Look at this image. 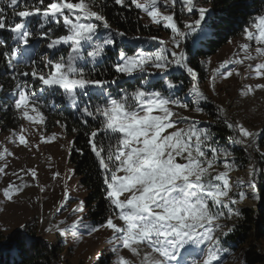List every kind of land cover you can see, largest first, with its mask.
Returning a JSON list of instances; mask_svg holds the SVG:
<instances>
[{"label":"snow or ice","instance_id":"1","mask_svg":"<svg viewBox=\"0 0 264 264\" xmlns=\"http://www.w3.org/2000/svg\"><path fill=\"white\" fill-rule=\"evenodd\" d=\"M112 3L146 14L144 28L162 27L169 37L127 38L109 23L108 0H0V32L10 38H0V58L13 84L12 103L3 110L11 107L14 121L26 122L9 130L8 142L31 154L41 144L65 140L69 157L75 152L91 158L104 207L100 220L86 218V200L71 194L75 168L51 171V191L59 185L61 194L47 196L49 184L39 179L37 167L8 171L9 158H20L3 144L0 176L15 179L0 187V199L16 203L27 189H37L41 223L40 201L53 200L46 231L79 241L106 230L113 264H221L223 238L233 231L229 222L240 216L237 206L264 200V128L246 126L218 105L215 125L227 132L221 142L213 122L197 117L206 114L208 92L219 95L218 80L255 77L258 82L244 84L240 94L264 92V14L242 26L237 51L210 69L205 91L184 41L193 33L211 34L208 7L199 0ZM177 5L180 14H188L182 21ZM57 100L82 125L71 129L72 140L60 120L55 124L63 131L46 135L44 109ZM81 135L85 143L78 148ZM237 150L245 153L243 160ZM241 169L245 176L233 175Z\"/></svg>","mask_w":264,"mask_h":264},{"label":"trees","instance_id":"2","mask_svg":"<svg viewBox=\"0 0 264 264\" xmlns=\"http://www.w3.org/2000/svg\"><path fill=\"white\" fill-rule=\"evenodd\" d=\"M199 3L201 6L210 9L208 24L212 27L208 31L211 34L207 37H204L201 33L197 34L198 39L193 47L189 46L187 54L192 61V65L200 73L202 77L201 84H203L206 79L205 66L208 60L228 45L230 41L241 37V28L251 16L258 13L264 14V0H199ZM105 12L111 26L114 29L125 31L127 38L136 35L144 37L156 35L152 27L150 30L144 28L142 19H138L142 15L134 7L124 9L121 6L114 5L112 0H108V7ZM185 15L187 17L188 14ZM0 38L10 40L9 34L6 32H0ZM114 58L113 55L112 59ZM175 75L182 79L185 78V75L181 73H175ZM0 84L5 87V90L0 92V131L5 133L9 132L10 129H18L22 121H14V112L11 107L7 111L3 110V106L12 103L9 93L13 88V84L10 77L5 74L2 58H0ZM205 110L207 115L205 122H213L217 138L223 142L227 132L223 127H216L215 108L207 103ZM44 112L47 117V132H51L58 127L55 121L60 120L67 123V136L73 139L75 134L71 129L82 127L77 116L59 100H57L54 108H46ZM84 143L85 138L82 135L76 137L78 148L83 147ZM261 148L264 150V143L261 144ZM235 155L241 160L245 158V153L240 150H237ZM253 155L255 156V153ZM70 163L76 169L75 175L79 178L81 186L87 191L85 200L91 210L89 218L100 220L104 207L101 182L96 169L93 167L91 158L82 157L73 152L70 156ZM260 185L264 189V178H261ZM97 205L98 207H95ZM239 211V218L228 225L233 227V231L228 237L223 238V248L224 250L228 248L233 252H239L243 264H264V200L257 201L255 207H244L240 208ZM23 230L27 234L21 232L14 233L12 236H5L0 232V264H67L62 258V251L57 246L48 245L45 241L38 239L37 232L30 228ZM21 241H26V243H21ZM93 264L109 263L103 257H100Z\"/></svg>","mask_w":264,"mask_h":264},{"label":"rangeland","instance_id":"3","mask_svg":"<svg viewBox=\"0 0 264 264\" xmlns=\"http://www.w3.org/2000/svg\"><path fill=\"white\" fill-rule=\"evenodd\" d=\"M179 8L180 5H177L178 19L179 21H182L186 18V13L180 14ZM140 13L144 17L142 21L145 24L148 18L146 17V14L142 12ZM151 27L155 30L156 36L162 39L166 40L170 35V30H165L162 27L158 29L154 25ZM197 34H199V32L193 33L184 41L186 52L189 46L193 47L196 43L198 39ZM238 42H242V37L230 41L228 45L208 60L211 61V63H206L205 69L207 74L205 76L206 79L202 84V88L205 91H208V76L210 69L217 67L223 60L232 58L233 53L237 51L236 45ZM179 73L183 74L180 71L176 72V74ZM256 82L258 81L255 77L243 81L235 76L226 81L218 80L217 90L219 95H214L211 92H208L210 96L208 103L212 106L219 105L227 108L230 117L242 120L246 126L253 127L255 130L259 131L264 128V92L257 90L254 94H249L246 97L240 94V89L244 84H255ZM206 117V114H202L197 118L205 121ZM22 123L26 122L22 121ZM62 131L63 130L58 126L51 132L46 131V135H51L52 133L60 134ZM9 136L10 131L5 133L0 131V144L9 147L10 150H12L20 159L16 160L9 158L10 165L8 171L19 169L20 167H37L39 179L42 182L49 184L50 191L47 196H51L53 199L58 197L61 194V188L59 185H55V192L51 191L53 184L50 179V174L51 171H56L57 169L64 172L66 171V168H73L65 147L67 142L61 139L50 145L41 144L38 152L34 149L30 154L26 150L14 147L9 143L7 140V137ZM36 139H38V137ZM67 140L72 139L67 136ZM233 175L245 176V172L244 170H240L239 172L233 173ZM9 179L15 178L0 176V187L4 186ZM69 184L74 199L86 198L87 191L81 186L79 178L76 175L71 181H69ZM77 189H79V191H77ZM35 193H37V189H27L23 194V197L18 199L16 203L5 202L0 199V232L3 235L12 236L14 233L21 232L27 234L23 229L30 228L37 232L38 239L45 241L48 245L57 246L59 250L62 251V258L67 264H93L98 254H102L100 257L107 260L109 264H113L115 257L108 251L110 246L106 242V238L110 236L108 231L101 230L92 236L85 235L83 240L79 241L71 236L63 237L58 233L46 231L45 229L48 227L47 217L53 200L45 197L40 201V203L43 204L44 217V222L41 223V209L40 205L36 202ZM256 202L257 201L249 199L237 207L239 209L244 207H255ZM62 218V216H58L56 219L59 220ZM86 218H89V213ZM70 222L71 221H69V223ZM231 223L232 222H229V224ZM21 225H25L26 227L22 228ZM123 254L127 255L126 250ZM221 254V264H243L239 252H233L226 248Z\"/></svg>","mask_w":264,"mask_h":264},{"label":"water","instance_id":"4","mask_svg":"<svg viewBox=\"0 0 264 264\" xmlns=\"http://www.w3.org/2000/svg\"><path fill=\"white\" fill-rule=\"evenodd\" d=\"M214 106V108H216V106L215 105H213ZM238 147V146H237Z\"/></svg>","mask_w":264,"mask_h":264}]
</instances>
